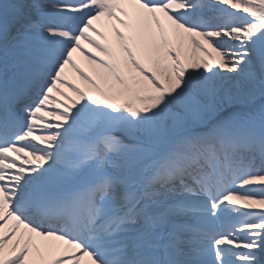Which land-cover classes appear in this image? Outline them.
<instances>
[{"label": "snow or ice", "instance_id": "snow-or-ice-1", "mask_svg": "<svg viewBox=\"0 0 264 264\" xmlns=\"http://www.w3.org/2000/svg\"><path fill=\"white\" fill-rule=\"evenodd\" d=\"M0 264H264V0H0Z\"/></svg>", "mask_w": 264, "mask_h": 264}, {"label": "bare ground", "instance_id": "bare-ground-1", "mask_svg": "<svg viewBox=\"0 0 264 264\" xmlns=\"http://www.w3.org/2000/svg\"><path fill=\"white\" fill-rule=\"evenodd\" d=\"M76 59H77V62L79 64H81V62H83V64L86 66V69L90 70V66L87 64V61L84 60V58L82 56H80L79 54H76ZM85 66H84V68H85ZM81 67H83V65ZM68 75H69L70 79H74L76 83H80L83 86L82 81H80L79 77L76 76V74L71 69L68 70Z\"/></svg>", "mask_w": 264, "mask_h": 264}]
</instances>
